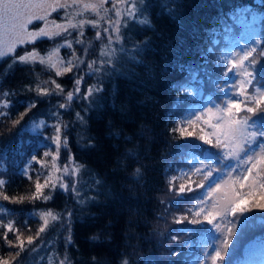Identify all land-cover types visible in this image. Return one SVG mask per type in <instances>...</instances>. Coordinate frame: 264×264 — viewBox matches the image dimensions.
<instances>
[{
  "label": "trees",
  "instance_id": "16d2710c",
  "mask_svg": "<svg viewBox=\"0 0 264 264\" xmlns=\"http://www.w3.org/2000/svg\"><path fill=\"white\" fill-rule=\"evenodd\" d=\"M134 3L118 41L105 26L36 41L59 70L24 62L28 47L0 58V264H245L264 247V219L250 213L264 187L244 190L222 223L199 208L255 148L264 182V0ZM243 34L248 86L233 118L248 139L232 157L190 115L225 107L224 38Z\"/></svg>",
  "mask_w": 264,
  "mask_h": 264
},
{
  "label": "rangeland",
  "instance_id": "374dc122",
  "mask_svg": "<svg viewBox=\"0 0 264 264\" xmlns=\"http://www.w3.org/2000/svg\"><path fill=\"white\" fill-rule=\"evenodd\" d=\"M136 4L134 0H0V58L11 54L17 47L28 51L20 58L24 62L44 61L55 70H59L58 54L40 56L31 46L43 38L50 39L55 45H64L68 40L59 38L66 31H82L85 26L95 31L105 26L110 41H118L121 23L132 17ZM35 26H33V24ZM56 38H59L56 40ZM248 39L239 45L229 42V47L221 58L234 65V79L227 90V102L224 109L214 107L207 101L202 110L192 111L190 118L209 124L211 134L227 141L233 157H237L242 144L248 138L247 131L233 119L239 93L247 88L244 66V54L248 50ZM214 121V122H213ZM263 160V150L255 148L244 154L237 165L227 167L221 177L208 187V199L199 206L200 211L210 217L225 222L230 207L238 203L244 190H259L264 182L257 173V167ZM201 168V165L198 166ZM251 217L264 219V198L254 200L250 208ZM249 228L239 236L249 232ZM223 225L216 226L215 240H222ZM211 250V244L203 246ZM264 257V247L256 246L248 255L245 264H260ZM201 264H212L206 259Z\"/></svg>",
  "mask_w": 264,
  "mask_h": 264
}]
</instances>
